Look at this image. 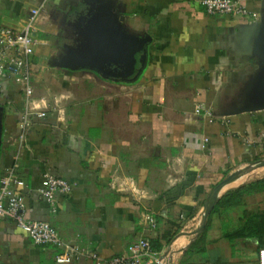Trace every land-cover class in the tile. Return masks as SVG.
Here are the masks:
<instances>
[{
  "label": "crops",
  "instance_id": "0c3cea01",
  "mask_svg": "<svg viewBox=\"0 0 264 264\" xmlns=\"http://www.w3.org/2000/svg\"><path fill=\"white\" fill-rule=\"evenodd\" d=\"M41 3L30 71L45 117L32 119L22 144L24 90L0 88V178L13 168L24 182L14 189L27 220L99 259L146 238L157 256L143 264H259L264 245L231 236L242 211H264V191L211 211L227 192L264 179V110L235 113L258 103L264 0H242L246 21L208 17L187 0H0V27L19 29ZM121 44L140 49L135 69L111 51ZM198 106L222 119L209 122ZM45 173L71 185L54 207L35 193ZM145 210L154 229L139 223ZM0 264H55L54 251L6 219Z\"/></svg>",
  "mask_w": 264,
  "mask_h": 264
},
{
  "label": "built area",
  "instance_id": "2783aa9c",
  "mask_svg": "<svg viewBox=\"0 0 264 264\" xmlns=\"http://www.w3.org/2000/svg\"><path fill=\"white\" fill-rule=\"evenodd\" d=\"M187 1L201 6L205 14L211 18L228 17L238 21L250 19V12L243 5L242 0ZM44 3L29 11V15L19 29L0 27V88L2 89L3 84L14 83L24 90L23 106L18 122L20 144L24 142L26 132L32 125V119L45 117V113L38 110L32 101L30 71L31 57L38 44L37 24L42 18ZM195 114L209 122L222 119L214 114L212 109L200 106L195 109ZM23 187L24 182L17 178L13 168L7 169L0 178V222L10 220L34 245L51 248L54 251L55 264H72L85 258L93 260L95 264H143L145 260L156 259L157 253L146 238L132 243L125 255L109 259H99L95 253L64 241L50 224L27 220L23 196L14 189ZM70 191L71 185L67 180L45 173L35 193L49 206L54 207L57 197L68 196ZM139 223L146 229H154L157 225L155 218L146 210L141 213ZM258 263L264 264V246L258 250Z\"/></svg>",
  "mask_w": 264,
  "mask_h": 264
},
{
  "label": "trees",
  "instance_id": "16d2710c",
  "mask_svg": "<svg viewBox=\"0 0 264 264\" xmlns=\"http://www.w3.org/2000/svg\"><path fill=\"white\" fill-rule=\"evenodd\" d=\"M264 191V179L235 191L227 192L211 211L215 213L220 207L238 206L244 194L250 195L254 192ZM243 223L239 230L231 236L234 238L256 239L261 245H264V211L249 212L242 211ZM208 228V226H206Z\"/></svg>",
  "mask_w": 264,
  "mask_h": 264
},
{
  "label": "water",
  "instance_id": "95a60500",
  "mask_svg": "<svg viewBox=\"0 0 264 264\" xmlns=\"http://www.w3.org/2000/svg\"><path fill=\"white\" fill-rule=\"evenodd\" d=\"M122 45V44H121ZM113 46L111 48V51L114 52L115 49H118L120 50V53H121V57H122V60L124 61V65L126 67H129L133 70L135 69V64H136V59L134 57V54L136 52H139L140 49H131L128 45L126 46L125 44H123L122 46ZM260 48H261V53H262V57L264 59V44L263 46L260 45ZM106 52L107 54L109 55L110 52L106 49ZM109 52V53H108ZM144 59H145V55L142 56V69L144 67ZM141 61V62H142ZM113 65H115L116 69H119L121 70V68L119 66H117V62H112ZM83 67H90L91 70H93V67L89 64V63H85L83 64ZM97 69V68H96ZM114 69V70H116ZM96 71L98 72H102L105 76L106 74L101 71V69H97ZM141 69L137 72V74L134 76L133 80H136V78L138 77V75L141 73ZM119 76V78H122L125 80V78H123V76L121 74L117 75ZM261 86H259L256 90V93H255V98L256 100L258 101L257 104L255 105H251L250 107H247V109H244V110H238L236 111L235 113H241V112H247V113H252V112H259V111H263L264 110V76H263V79H262V82L260 83ZM0 135H1V128H0Z\"/></svg>",
  "mask_w": 264,
  "mask_h": 264
},
{
  "label": "rangeland",
  "instance_id": "374dc122",
  "mask_svg": "<svg viewBox=\"0 0 264 264\" xmlns=\"http://www.w3.org/2000/svg\"><path fill=\"white\" fill-rule=\"evenodd\" d=\"M249 212H254V209L249 210ZM257 212V211H256Z\"/></svg>",
  "mask_w": 264,
  "mask_h": 264
}]
</instances>
